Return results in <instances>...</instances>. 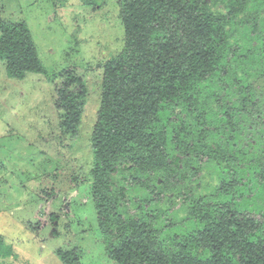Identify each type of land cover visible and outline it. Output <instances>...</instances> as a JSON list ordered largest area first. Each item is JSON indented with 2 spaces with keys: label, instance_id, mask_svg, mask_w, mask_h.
<instances>
[{
  "label": "trees",
  "instance_id": "obj_1",
  "mask_svg": "<svg viewBox=\"0 0 264 264\" xmlns=\"http://www.w3.org/2000/svg\"><path fill=\"white\" fill-rule=\"evenodd\" d=\"M255 1L260 10L256 8L259 12L252 11L249 18L241 11L251 0H122L125 46L104 65L101 103L91 137L93 199L100 227L111 241L109 255L119 264H264L262 221L253 208L239 203L248 198L240 192L245 183L240 169L251 165L255 171L250 176L252 184L264 186V157L255 158L251 150L234 146H251L254 139L248 130L243 142L241 128L247 129L235 125L230 97L226 98L232 87L244 84L243 78L253 79L262 70V64L248 56L256 52L264 57V36L259 38L260 46L254 45L255 37L249 33L239 38L242 21L252 24L254 34L264 30V0ZM0 60L11 78L44 72L25 21L0 19ZM216 86L222 90L220 95ZM57 95L61 127L76 135L88 95L81 76L68 74ZM179 106L187 117L179 114L176 121L169 109L177 115ZM213 109L219 121L216 125L207 119ZM247 118L252 121L250 115ZM159 120L162 125L156 128ZM219 130L224 135L219 136ZM206 158L216 164L212 172L227 176H215V185L219 184L213 197L182 196L190 202L181 222L189 223L191 229L183 225L182 233L173 236L175 247H165L166 240L173 239L162 230L167 226L155 227L152 218L148 224L143 216L130 217L127 208L122 212L132 185L148 189L144 203L150 207L154 195L179 199L178 194L163 190L169 183L181 191L186 186L199 187L196 179ZM190 161L198 162L195 171L181 172V164L190 165ZM120 169L126 173V186L117 191L113 175ZM153 170L159 177L150 184ZM187 179L190 182H184ZM221 193L223 198L218 200ZM70 253L58 250L65 263Z\"/></svg>",
  "mask_w": 264,
  "mask_h": 264
},
{
  "label": "rangeland",
  "instance_id": "obj_2",
  "mask_svg": "<svg viewBox=\"0 0 264 264\" xmlns=\"http://www.w3.org/2000/svg\"><path fill=\"white\" fill-rule=\"evenodd\" d=\"M251 1L241 11L243 17L250 18L252 11L259 12V5ZM121 2L0 0V19L28 24L44 66L43 73L31 72L18 79L8 76L6 63L0 60V264H119L109 255L111 241L100 227L93 199L91 137L101 103L104 65L125 46ZM251 25L242 21L240 37H237L243 39L249 33L255 37L254 45H258L264 30L254 34ZM250 57L262 64V70L253 79L243 78L244 84L232 87L231 93L225 95L230 97L235 125L239 123L237 127L243 125L247 129L240 131L243 142L248 130L254 139L251 146L244 147L243 143H234V146L251 150L254 157L260 158L264 157V57L256 52ZM70 73L81 76L88 91L76 135L61 127L62 112L57 107V88ZM217 86L220 95L222 90ZM171 107L169 111L174 120H179V114L186 119L184 107H177V115ZM216 112L213 109L207 113L208 121L215 125L219 122ZM247 115L251 116V122ZM161 121L156 123V128L162 125ZM218 135H224V131L219 130ZM190 162V165L183 162L180 171L187 174L195 171L198 162ZM202 163L204 170L196 179L199 187L186 186L181 191V187L175 189L169 183L163 190L178 194L179 199L170 201L154 195L150 207L144 203L149 197L148 189L144 185H132L123 201L122 212L127 208L130 217L143 216L148 224L152 218L155 227H168L162 230L170 237L179 236L183 225L191 229L189 223L181 222L187 216L186 204L190 202L182 200V196L190 194L192 199H199L204 194L216 195L219 182L215 185V176L221 179L227 176L216 170L213 174L216 164L208 158ZM152 173L150 184L159 177L156 171ZM254 173L251 165L240 169L239 175L245 182L240 192L248 198H242L239 203L253 208L264 226V186L252 184L250 176ZM113 181L118 191L126 186V173L120 169L113 175ZM163 181L160 178L159 184ZM216 198L221 200L222 193ZM142 203L145 209L139 208ZM175 243L174 237L168 238L165 247H175ZM58 250L73 251L67 256L69 263L58 255Z\"/></svg>",
  "mask_w": 264,
  "mask_h": 264
}]
</instances>
